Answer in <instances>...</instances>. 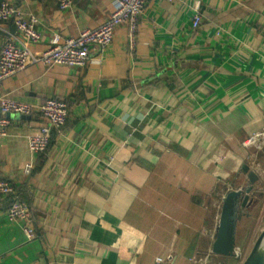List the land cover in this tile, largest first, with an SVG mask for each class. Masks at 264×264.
Segmentation results:
<instances>
[{
  "label": "crops",
  "instance_id": "crops-1",
  "mask_svg": "<svg viewBox=\"0 0 264 264\" xmlns=\"http://www.w3.org/2000/svg\"><path fill=\"white\" fill-rule=\"evenodd\" d=\"M6 1L38 19L41 39L32 47L41 53L55 34L76 37L101 24L115 0H74L68 9L60 0ZM199 1L196 29L197 0H150L134 47L122 23L85 68L34 64L3 82L0 96L65 98L69 116L48 148L33 153L28 138L46 119L38 111L6 115L0 178L14 191L0 194V264L235 257L214 255L211 245L223 197L248 183L241 168L256 148L244 142L264 125V0ZM21 37L12 19L2 23L0 50ZM14 200L30 206L32 239L25 220L7 216ZM239 223L238 247L248 241Z\"/></svg>",
  "mask_w": 264,
  "mask_h": 264
},
{
  "label": "built area",
  "instance_id": "built-area-1",
  "mask_svg": "<svg viewBox=\"0 0 264 264\" xmlns=\"http://www.w3.org/2000/svg\"><path fill=\"white\" fill-rule=\"evenodd\" d=\"M149 1L115 0L114 11L101 24L81 30L76 37L62 38L60 34H55L51 46L41 53H37L32 47V44L41 39V34L36 27L38 19L35 16L25 17L20 8L9 1H3L0 4V26L12 19L22 37L8 40L0 50V91L7 78L30 65L43 64L50 67L64 65L77 69L85 68L95 48L107 47L113 43L115 30L122 23L128 25V38L131 46L134 47L139 33V19ZM73 3L74 0H60L59 5L62 9H68ZM200 3L197 0L195 4L196 12L192 20L194 29L198 28L202 21ZM0 110L3 114L0 115V137L7 135L8 126L11 124L10 117L6 116L8 114L28 115L38 111L46 119V123L41 126L39 132L28 138L29 148L33 153H40L47 149L52 130L63 126L69 116V104L62 97H49L44 102L32 104L1 95ZM244 144L261 149L264 146V125L254 132ZM31 167L32 163L27 164L26 170H30ZM13 191L14 186L8 180L0 178V194H10ZM7 216L15 221L25 220L27 222L25 232L28 238L32 239L36 236L31 223V209L25 201L14 200L8 207ZM1 255L0 252V257ZM172 257V255L168 256L167 260H172ZM162 261H164L163 258H157V262ZM196 261L199 264L204 259L198 260L197 258Z\"/></svg>",
  "mask_w": 264,
  "mask_h": 264
},
{
  "label": "water",
  "instance_id": "water-1",
  "mask_svg": "<svg viewBox=\"0 0 264 264\" xmlns=\"http://www.w3.org/2000/svg\"><path fill=\"white\" fill-rule=\"evenodd\" d=\"M242 172L247 176L245 187L229 190L222 200L219 223L213 235L211 252L225 257L238 256L236 232L244 210L253 204L252 193L260 180L256 170L245 163ZM242 264H264V230L254 242L251 251Z\"/></svg>",
  "mask_w": 264,
  "mask_h": 264
},
{
  "label": "rangeland",
  "instance_id": "rangeland-1",
  "mask_svg": "<svg viewBox=\"0 0 264 264\" xmlns=\"http://www.w3.org/2000/svg\"><path fill=\"white\" fill-rule=\"evenodd\" d=\"M251 166L259 173L260 180L255 184V187H257V189L251 195V198H253V204L244 210V214L242 215L241 221L239 223L240 225L239 234L241 233L248 234L247 245H243L242 243L240 247L236 245L238 254L241 252L243 255L245 254V251L249 250L251 245H253V243L256 241L258 236L264 230V183L262 181L263 178L261 176L264 175V146L261 149L256 148L254 150V157L251 161ZM237 257L238 256H235L232 259L228 258L227 263H223V264H235L238 261ZM242 257L243 256H241L240 260H242ZM201 258L202 257H199L198 260H200ZM199 264H218V263L215 261L205 260Z\"/></svg>",
  "mask_w": 264,
  "mask_h": 264
},
{
  "label": "trees",
  "instance_id": "trees-1",
  "mask_svg": "<svg viewBox=\"0 0 264 264\" xmlns=\"http://www.w3.org/2000/svg\"><path fill=\"white\" fill-rule=\"evenodd\" d=\"M49 146V145H48ZM48 148V147H47Z\"/></svg>",
  "mask_w": 264,
  "mask_h": 264
},
{
  "label": "bare ground",
  "instance_id": "bare-ground-1",
  "mask_svg": "<svg viewBox=\"0 0 264 264\" xmlns=\"http://www.w3.org/2000/svg\"><path fill=\"white\" fill-rule=\"evenodd\" d=\"M219 215V214H218Z\"/></svg>",
  "mask_w": 264,
  "mask_h": 264
}]
</instances>
